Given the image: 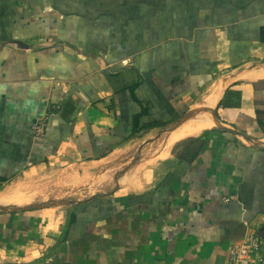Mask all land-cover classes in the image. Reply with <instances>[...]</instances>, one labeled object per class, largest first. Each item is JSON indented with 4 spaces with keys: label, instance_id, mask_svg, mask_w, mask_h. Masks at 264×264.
I'll use <instances>...</instances> for the list:
<instances>
[{
    "label": "crops",
    "instance_id": "1",
    "mask_svg": "<svg viewBox=\"0 0 264 264\" xmlns=\"http://www.w3.org/2000/svg\"><path fill=\"white\" fill-rule=\"evenodd\" d=\"M0 189V264L264 255V0H0Z\"/></svg>",
    "mask_w": 264,
    "mask_h": 264
},
{
    "label": "rangeland",
    "instance_id": "2",
    "mask_svg": "<svg viewBox=\"0 0 264 264\" xmlns=\"http://www.w3.org/2000/svg\"><path fill=\"white\" fill-rule=\"evenodd\" d=\"M137 157L140 156V153L138 152V154L136 155ZM116 159H114L115 162ZM128 165H116L115 163L113 164V166H109L107 167L104 163L100 166V165H95V166H89V167H84L82 166L81 169V174H78L76 169L73 170H66L63 171L62 173H60V175L58 176V179H55L53 182L49 180H47L46 182L43 181L42 183H37L35 185H38L42 187V185L44 186V183H47L48 186H54L56 184H61V182L64 183V189L63 191H61L60 194H56L55 196H64L63 201L67 202L69 200H71L72 198L77 199L79 198H84L86 196H89L92 192L88 193L86 191H88L89 188V183L93 182L89 175L90 174H96V183L93 182V187H96L97 190H95V192H98V194L100 193V190L106 191V189H104V179L101 177H99L100 175H102L106 169H110L112 168V180L109 182H107V186H108V190L115 189L116 187V175H118L117 173L121 174ZM86 174V175H84ZM59 177H61V179L64 178L63 180H60ZM89 179V180H88ZM68 180H73L71 185L68 182ZM74 180H76L74 182ZM78 183H83L85 185L82 186H78ZM96 185V186H95ZM59 187H61L59 185ZM110 188V189H109ZM1 191V189H0ZM24 192V191H23ZM109 192V191H108ZM54 193H58V192H54ZM49 195H52L50 193H48ZM57 199H55L54 201H56ZM58 201V200H57ZM67 205H64V208L67 209Z\"/></svg>",
    "mask_w": 264,
    "mask_h": 264
},
{
    "label": "built area",
    "instance_id": "3",
    "mask_svg": "<svg viewBox=\"0 0 264 264\" xmlns=\"http://www.w3.org/2000/svg\"><path fill=\"white\" fill-rule=\"evenodd\" d=\"M262 245L258 234L248 233L239 245L231 249L227 264H264Z\"/></svg>",
    "mask_w": 264,
    "mask_h": 264
},
{
    "label": "bare ground",
    "instance_id": "4",
    "mask_svg": "<svg viewBox=\"0 0 264 264\" xmlns=\"http://www.w3.org/2000/svg\"><path fill=\"white\" fill-rule=\"evenodd\" d=\"M214 98H216V97H214ZM209 101V100H208ZM207 101V102H208ZM209 117V116H208ZM207 121H209V120H207ZM192 127V126H191ZM202 127V126H201ZM194 128V127H193ZM196 128H198V127H196ZM191 130V129H190ZM190 130H188V128H186V127H182V129L180 130V133H181V135L179 136L178 135V137L177 138H179V137H183V135H186L185 133H187L188 131H190ZM198 130H201V128H199ZM192 131V130H191ZM191 133V132H190ZM195 133H197V132H195ZM177 136V135H176ZM180 139V138H179ZM174 141V140H173ZM19 192H17V194H18ZM20 195V194H19ZM7 196V195H6ZM14 198V197H13ZM16 198V197H15ZM17 199H18V197H17ZM26 200V199H25ZM15 203V202H14ZM21 205V204H20Z\"/></svg>",
    "mask_w": 264,
    "mask_h": 264
},
{
    "label": "water",
    "instance_id": "5",
    "mask_svg": "<svg viewBox=\"0 0 264 264\" xmlns=\"http://www.w3.org/2000/svg\"><path fill=\"white\" fill-rule=\"evenodd\" d=\"M219 126H221L220 124H219ZM222 127V126H221ZM223 129H225L227 132H230V133H233V134H236L237 132H234V131H231V130H228V129H226V128H223ZM237 134H239V133H237ZM138 160V158H135L134 160H133V162L131 163V165H133V164H135V162ZM70 202H64V204H69ZM58 204H63V203H58Z\"/></svg>",
    "mask_w": 264,
    "mask_h": 264
},
{
    "label": "trees",
    "instance_id": "6",
    "mask_svg": "<svg viewBox=\"0 0 264 264\" xmlns=\"http://www.w3.org/2000/svg\"><path fill=\"white\" fill-rule=\"evenodd\" d=\"M72 223V215L70 216V219L68 221V225H70ZM66 234H67V229H66Z\"/></svg>",
    "mask_w": 264,
    "mask_h": 264
}]
</instances>
